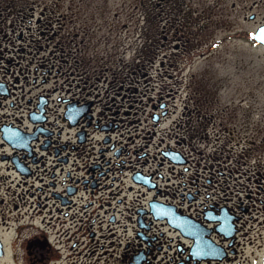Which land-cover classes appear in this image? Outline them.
<instances>
[{
	"label": "rangeland",
	"instance_id": "rangeland-1",
	"mask_svg": "<svg viewBox=\"0 0 264 264\" xmlns=\"http://www.w3.org/2000/svg\"><path fill=\"white\" fill-rule=\"evenodd\" d=\"M263 22L264 0H0L2 27L15 28L12 43L0 35L10 60L1 70L9 82V73L20 78L18 93L6 102L13 100L22 115L34 96L44 106L42 92H73L78 47H85L86 67L96 66L114 82L127 75V101H117L107 121L116 138L108 153L114 180H105L100 198L103 207L116 208L105 217L113 213V229L106 228L108 219L101 223L102 241H113L109 249L115 252L108 264H119L126 244L135 243L140 254L137 223L150 221L144 210L154 199L185 201L187 208L203 199L229 205L240 216L237 251L211 264L264 259V45L252 38ZM11 44L14 52L7 53ZM29 49L41 51L34 63ZM18 61L31 72H19ZM53 61L61 67L49 74ZM31 113L39 121L43 111ZM162 149L189 164L165 160ZM161 220L156 232L163 249L169 242L170 252L179 251L187 240Z\"/></svg>",
	"mask_w": 264,
	"mask_h": 264
},
{
	"label": "flooded vegetation",
	"instance_id": "flooded-vegetation-1",
	"mask_svg": "<svg viewBox=\"0 0 264 264\" xmlns=\"http://www.w3.org/2000/svg\"><path fill=\"white\" fill-rule=\"evenodd\" d=\"M231 2L234 5L236 0ZM251 15L250 18H253L254 14ZM10 25V30L6 31L0 23V35L9 36L12 43L15 28L13 23ZM21 37V34L18 35V38ZM28 46L32 47L31 44ZM5 50L7 53L14 52L13 46ZM47 50L48 45L41 49L43 52ZM78 50L82 52L76 58L79 72L70 73L77 75L73 79V92L71 88H64L58 91L56 97L49 90L42 92L46 95L42 99L44 106L34 96L28 99L27 114L24 116L21 110H15L13 100L6 102L9 96L18 93L16 83L20 78L9 73L14 77V81L9 82L4 70H1L5 67L1 65L3 60L8 64L10 60L4 57V49L0 45V264H108L109 260L115 259V252L109 249L113 241L108 245L104 244V239L102 241L105 235L101 233V223L108 219L106 228L112 230L110 224L115 221L113 213L105 217L116 208L103 207L100 198L105 193V180L112 179L111 184L114 180L108 167L111 162V154L108 153L116 144V138L111 137L114 125L107 121L114 114L112 108L115 103L127 101V75L120 79V84L109 80L108 74L96 66L84 65L85 47H78ZM41 51L34 53L33 49H29V62L34 63L36 54ZM18 62L19 72H31L29 64ZM149 62V65L152 64ZM59 67L61 64L53 61L47 72L57 73ZM54 77H57L56 74ZM35 108L36 111H43L39 121L31 119V111ZM69 130L72 133L68 136ZM94 133L102 136L93 139ZM164 152L162 149V158L166 160ZM101 160L107 166L102 173L99 172ZM183 160L182 163L190 162L187 158ZM165 201L161 202L169 204ZM219 202L203 199L188 205V208L183 205L185 201L172 205L175 211L191 218L194 225L203 231V236L218 246L222 255L220 258L204 257L205 254L191 249L194 240L165 223V219L160 223L169 225V229L185 238L187 244L178 248L179 251L170 252L172 246L167 242V248L163 249L164 241L156 232L159 228L156 222L160 219H155L149 208H145V217L150 221L137 223L142 229L138 235L140 254L134 253L137 251L135 243L129 249L126 244L124 253L117 256L119 264H211L228 260L229 254L237 251L233 244H239L236 238L240 216L234 208ZM106 203L110 204L109 201ZM221 211L231 217L229 227H220L217 219ZM226 233L231 235L226 236Z\"/></svg>",
	"mask_w": 264,
	"mask_h": 264
},
{
	"label": "water",
	"instance_id": "water-1",
	"mask_svg": "<svg viewBox=\"0 0 264 264\" xmlns=\"http://www.w3.org/2000/svg\"><path fill=\"white\" fill-rule=\"evenodd\" d=\"M249 17H252V15ZM252 38L264 45V23L257 27L252 34ZM164 154L174 163H182L184 161L183 159L176 161L171 155L167 154V152H164ZM145 184L150 188V184ZM159 206H163L166 209H161ZM149 209L155 219H165L170 226L179 229L183 235L192 238L194 243L191 249H194L198 253L205 254L204 257L220 258L222 256L218 246H216L209 238L207 239L203 236V231L194 225L195 222L186 215L175 211L173 205L154 199L149 202ZM217 220L220 222V227H229V225H231V217L227 214H223V211H221V215ZM225 235L229 236L231 233H226ZM262 264H264V261Z\"/></svg>",
	"mask_w": 264,
	"mask_h": 264
}]
</instances>
